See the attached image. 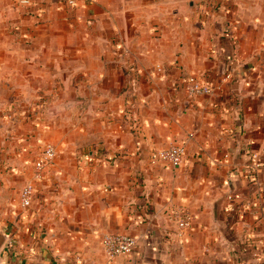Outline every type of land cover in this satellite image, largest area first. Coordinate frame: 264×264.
Wrapping results in <instances>:
<instances>
[{"label": "crops", "instance_id": "crops-1", "mask_svg": "<svg viewBox=\"0 0 264 264\" xmlns=\"http://www.w3.org/2000/svg\"><path fill=\"white\" fill-rule=\"evenodd\" d=\"M75 1L0 0V262L264 264V0ZM175 144L179 168L151 164Z\"/></svg>", "mask_w": 264, "mask_h": 264}, {"label": "built area", "instance_id": "built-area-1", "mask_svg": "<svg viewBox=\"0 0 264 264\" xmlns=\"http://www.w3.org/2000/svg\"><path fill=\"white\" fill-rule=\"evenodd\" d=\"M24 5L31 6L30 0H22ZM69 5L76 6L75 0H69ZM160 69V68H159ZM185 87L190 97L212 96L218 88L209 81L196 76H187ZM56 149L52 144L45 146L39 159L35 162L32 180L21 190L20 201L24 208H30L36 194V185L44 178V172L52 165L56 157ZM186 156V148L183 144H175L165 149H154L150 152L151 164L161 163L167 167L179 168ZM256 168H263L262 162L255 164ZM174 220L179 230V236L193 229V216L185 208H179L174 213ZM137 239L129 235L108 234L103 238V248L108 259L113 260L120 256H130L135 253ZM0 264H3L0 262Z\"/></svg>", "mask_w": 264, "mask_h": 264}, {"label": "water", "instance_id": "water-1", "mask_svg": "<svg viewBox=\"0 0 264 264\" xmlns=\"http://www.w3.org/2000/svg\"><path fill=\"white\" fill-rule=\"evenodd\" d=\"M5 239H6L5 236L0 232V250L4 245Z\"/></svg>", "mask_w": 264, "mask_h": 264}, {"label": "rangeland", "instance_id": "rangeland-1", "mask_svg": "<svg viewBox=\"0 0 264 264\" xmlns=\"http://www.w3.org/2000/svg\"><path fill=\"white\" fill-rule=\"evenodd\" d=\"M34 112L36 113V114H38L39 112H38V110H34ZM38 112V113H37Z\"/></svg>", "mask_w": 264, "mask_h": 264}]
</instances>
